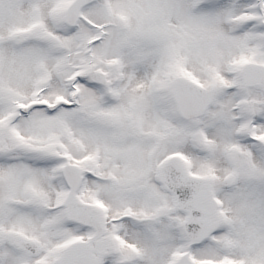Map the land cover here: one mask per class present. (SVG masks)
Masks as SVG:
<instances>
[{"label": "snow or ice", "instance_id": "6c2138e0", "mask_svg": "<svg viewBox=\"0 0 264 264\" xmlns=\"http://www.w3.org/2000/svg\"><path fill=\"white\" fill-rule=\"evenodd\" d=\"M0 264H264V0H0Z\"/></svg>", "mask_w": 264, "mask_h": 264}]
</instances>
